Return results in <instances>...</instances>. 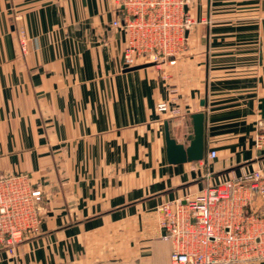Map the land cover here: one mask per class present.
I'll list each match as a JSON object with an SVG mask.
<instances>
[{
    "label": "crops",
    "instance_id": "obj_1",
    "mask_svg": "<svg viewBox=\"0 0 264 264\" xmlns=\"http://www.w3.org/2000/svg\"><path fill=\"white\" fill-rule=\"evenodd\" d=\"M117 3L0 0V175H30L46 211L0 264H172L159 205L264 168V0H189L185 52L131 71ZM202 111L204 159L170 163L166 122L188 145Z\"/></svg>",
    "mask_w": 264,
    "mask_h": 264
},
{
    "label": "built area",
    "instance_id": "obj_2",
    "mask_svg": "<svg viewBox=\"0 0 264 264\" xmlns=\"http://www.w3.org/2000/svg\"><path fill=\"white\" fill-rule=\"evenodd\" d=\"M189 0H118L112 26L127 34L125 67L175 63L188 46L195 20ZM157 110L180 115L168 101ZM264 148V133L255 138ZM217 156L212 150L207 156ZM172 264H249L264 261V168L208 184L196 195L157 208ZM45 191L25 173L0 175V250L13 253L39 235Z\"/></svg>",
    "mask_w": 264,
    "mask_h": 264
},
{
    "label": "water",
    "instance_id": "obj_3",
    "mask_svg": "<svg viewBox=\"0 0 264 264\" xmlns=\"http://www.w3.org/2000/svg\"><path fill=\"white\" fill-rule=\"evenodd\" d=\"M152 64H142L130 67L127 70H136L139 68L147 67ZM203 107L207 106V99L201 101ZM193 134L188 138L189 144L185 145L178 142L171 136L168 122L165 124V137L167 145V158L172 164H179L185 162H196L204 159L205 156V113L197 112L191 115Z\"/></svg>",
    "mask_w": 264,
    "mask_h": 264
},
{
    "label": "rangeland",
    "instance_id": "obj_4",
    "mask_svg": "<svg viewBox=\"0 0 264 264\" xmlns=\"http://www.w3.org/2000/svg\"><path fill=\"white\" fill-rule=\"evenodd\" d=\"M150 64H152V63H150Z\"/></svg>",
    "mask_w": 264,
    "mask_h": 264
}]
</instances>
